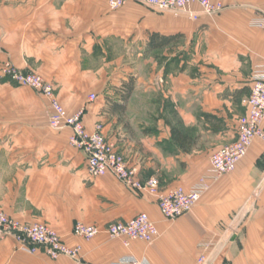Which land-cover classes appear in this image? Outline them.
<instances>
[{
  "label": "crops",
  "instance_id": "obj_1",
  "mask_svg": "<svg viewBox=\"0 0 264 264\" xmlns=\"http://www.w3.org/2000/svg\"><path fill=\"white\" fill-rule=\"evenodd\" d=\"M204 18L133 0L116 9L108 0H0V63L12 58L43 75L69 113L85 108L88 129L102 121L106 137L143 180L157 177L164 191L190 189L210 174L211 154L236 139L233 88L248 79L237 50L224 61L219 49L190 60L171 54L177 39L207 28ZM233 24L229 29L243 30ZM243 35L253 50L249 59L260 65L264 30L245 27ZM165 38L171 41L152 47L153 39ZM21 88L0 82V209L22 222L49 224L81 250L75 258H52L9 236L0 240V264H114L124 256L140 264H196L201 255L206 264H264L263 138L254 140L233 172L207 180L209 188L190 212L169 219L156 199L115 175H91L83 150L65 149L64 131L56 132L51 148L45 126L32 128L34 119L47 122L49 103L43 98L34 111L30 101L20 108L12 94ZM90 93L98 99L90 102ZM174 128L187 141H178ZM141 212L159 228L152 243L133 239L127 246L124 237L106 233L87 240L73 230L77 221L104 227Z\"/></svg>",
  "mask_w": 264,
  "mask_h": 264
},
{
  "label": "built area",
  "instance_id": "obj_2",
  "mask_svg": "<svg viewBox=\"0 0 264 264\" xmlns=\"http://www.w3.org/2000/svg\"><path fill=\"white\" fill-rule=\"evenodd\" d=\"M131 0H108L109 8L116 9ZM161 10L186 13L193 19H198L201 13L209 15L223 9V3L216 0H133ZM264 24V22H262ZM3 74L23 85H32L42 91L50 100V125L53 128L72 130L71 143L83 150L87 157V169L93 176L111 173L130 188L144 192L156 199L161 213L169 219L188 213L203 198L209 188V178L233 172L237 163L248 154V149L256 138L264 139V61L250 76V90L243 99L246 109L240 120L236 139L214 151L210 156V174L199 179L190 189L177 186L164 191L157 177L151 176L143 180L139 175L138 166L130 162L128 156L121 151L117 143L110 141L105 133L103 122H96L94 129L85 126V108L69 113L61 101L55 97L54 86L42 76L32 72L20 71L12 63H5L1 69ZM90 102L96 101L97 95L90 93ZM74 233L89 240L99 234L106 233L112 238L124 237V243L129 246L133 239L152 243L160 231L148 213H138L129 221L112 222L104 227L77 221L73 227ZM13 237L30 252L43 249L52 258L68 255L75 258L81 246L67 245L61 234L47 223H26L10 217L0 209V240ZM207 256L201 255L196 264H206ZM141 261L132 256L121 257L114 264H140Z\"/></svg>",
  "mask_w": 264,
  "mask_h": 264
},
{
  "label": "rangeland",
  "instance_id": "obj_3",
  "mask_svg": "<svg viewBox=\"0 0 264 264\" xmlns=\"http://www.w3.org/2000/svg\"><path fill=\"white\" fill-rule=\"evenodd\" d=\"M221 1L223 3V9L220 11L215 12V14L209 15L206 13H201L204 18L203 25H206L207 28H203L201 32L195 33L192 37L186 36L181 39H177L174 43H172L171 46V54H176L177 57L182 53L186 58L193 59L195 57L196 52H201L203 54L211 53L209 52L211 50H218L220 51L219 57L223 61L225 60L224 57L231 59V57L235 56V51L237 50L239 52L238 54V60L240 61V73L242 75V78L245 80L246 78H250L253 71L256 69L257 66H259L258 62L252 64L251 60L249 59V55L253 52L252 48L245 42L244 37V29L246 28H252L254 30L263 29L264 30V0H216ZM172 11V10H171ZM170 11V12H171ZM174 12V11H173ZM176 13V12H174ZM232 23H236L233 25H236V27L242 28L243 30H233L229 29V26ZM209 27H212L214 31H211ZM241 34L243 35L241 37ZM181 47V52H179V48ZM214 47V48H213ZM217 47V48H216ZM183 48H186L184 50ZM196 48L198 50L196 51ZM225 53V55H223ZM214 55H217L214 54ZM218 56V55H217ZM216 57V56H215ZM229 61V60H228ZM227 61V62H228ZM12 63L15 67H17L20 71L26 72H32L37 74L35 71H29L24 70L16 64V62L11 58L4 60L2 63H0V82L7 83L13 86L22 87L19 92H14L12 94V99L15 103L19 105L20 108H23V105L27 107L28 101H30V107L32 111H34V107L36 105H42L43 98L47 100L49 103V109H48V120L47 122L38 121V119H34L35 115L33 114V123L32 128H38L45 126V128L48 130V142L52 146L57 145L55 140V134L57 131H64V137H65V149H72V148H78L73 143H71V135L72 132H68V129L70 128H64V129H56L53 128L50 125V100L47 98V96L44 95V93L32 85H23L18 83L17 81L10 79L8 76L3 74V71L1 70L2 67L5 65V63ZM226 62V64H227ZM230 62V61H229ZM228 62V63H229ZM234 63V62H232ZM231 63V64H232ZM231 64L228 65L229 70L233 72V68H231ZM225 72L222 69V74L229 73L230 71ZM39 75V74H37ZM44 78L43 75H40ZM45 79V78H44ZM248 79L246 81H243L242 84L244 85L240 86V89H246L244 90L245 93H242V97H244L250 88ZM46 80V79H45ZM234 90H238L239 88H233ZM55 90V89H54ZM232 90V91H234ZM59 91L55 90V97L61 101L63 104L62 99L59 96ZM228 93L231 94V91L229 90ZM96 94V93H95ZM90 95V94H89ZM88 95V96H89ZM97 95V94H96ZM240 96V98L237 99L236 109L239 112V119L238 123L240 122L241 118L245 115L246 111L243 106V99ZM63 106L66 108V106L63 104ZM67 110V108H66ZM68 111V110H67ZM72 113V112H71ZM240 125V123H239ZM239 127V126H238ZM180 129V128H179ZM72 131V130H71ZM39 140L34 138L33 142H38Z\"/></svg>",
  "mask_w": 264,
  "mask_h": 264
},
{
  "label": "trees",
  "instance_id": "obj_4",
  "mask_svg": "<svg viewBox=\"0 0 264 264\" xmlns=\"http://www.w3.org/2000/svg\"><path fill=\"white\" fill-rule=\"evenodd\" d=\"M170 41H171V39H169V38H167V39L165 38L163 40L153 39L152 40V47L157 48V46L167 44ZM133 84H134V82H132V79H131L129 81V83L126 85V92H125V95H124V97H126V99L129 98V95H130L131 91L133 90V87H134ZM244 90L246 91V89H244ZM244 90L243 89L236 90L234 92L235 96L237 98H240V96L242 95V93H245ZM173 132L175 133L176 139H178V141H187L188 137L187 136H184L179 129L174 128L173 129Z\"/></svg>",
  "mask_w": 264,
  "mask_h": 264
}]
</instances>
